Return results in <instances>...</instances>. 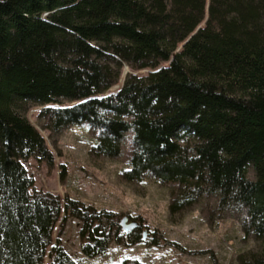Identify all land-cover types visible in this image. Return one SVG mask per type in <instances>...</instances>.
I'll return each instance as SVG.
<instances>
[{"label": "trees", "instance_id": "1", "mask_svg": "<svg viewBox=\"0 0 264 264\" xmlns=\"http://www.w3.org/2000/svg\"><path fill=\"white\" fill-rule=\"evenodd\" d=\"M31 106L53 134L97 131L110 160L132 133L123 177L170 186L171 217L246 210L255 246L238 262L264 264V0H0V264H45L49 248V264H79L53 244L63 211L86 258L140 242L112 212L34 190L24 163L54 157Z\"/></svg>", "mask_w": 264, "mask_h": 264}, {"label": "rangeland", "instance_id": "2", "mask_svg": "<svg viewBox=\"0 0 264 264\" xmlns=\"http://www.w3.org/2000/svg\"><path fill=\"white\" fill-rule=\"evenodd\" d=\"M128 72L127 69L123 72L119 85L111 92L121 88ZM146 73L148 71L137 74ZM42 111L43 107L31 106L25 112L54 157L51 165L34 159L24 163L34 179V190L112 212L120 224L126 216L137 218L147 232L145 239L143 231L139 232L141 241L137 243L112 240L106 255L89 259L81 252L80 222L65 219L63 211L53 232V244L60 242L77 263L115 264L138 260L143 264H239V255L255 246L253 239L244 235L246 210L221 213L218 208H211V201L171 217L170 186L148 177L137 183L125 181L123 175L129 169L132 154V133L127 135L120 157L110 160L95 154L97 131L85 125L53 134L46 128L47 120L41 117ZM153 239L170 245H149ZM49 251L50 248L45 264L50 262Z\"/></svg>", "mask_w": 264, "mask_h": 264}, {"label": "flooded vegetation", "instance_id": "3", "mask_svg": "<svg viewBox=\"0 0 264 264\" xmlns=\"http://www.w3.org/2000/svg\"><path fill=\"white\" fill-rule=\"evenodd\" d=\"M126 217L128 218V220H127V222H126V226H127V227H128L132 222H135V221H138V222L140 223V225H139L137 228H135V229H133V230H130V231H128V232H125V231H124V233H126V234L128 235V234L131 233L132 231H138V232L143 231V239H145L147 232L144 230L145 227H144V225L141 223V221H140L139 219H137V218H131V217H129V216H126ZM124 218H125V217H124Z\"/></svg>", "mask_w": 264, "mask_h": 264}, {"label": "water", "instance_id": "4", "mask_svg": "<svg viewBox=\"0 0 264 264\" xmlns=\"http://www.w3.org/2000/svg\"><path fill=\"white\" fill-rule=\"evenodd\" d=\"M127 220H128V218L125 217V218H123V220L121 221V226H122V228H123V230H124L125 232H128V231H130V230H133V229L137 228V227L140 225V223H139L138 221H135V222H132V223L127 227V226H126V222H127Z\"/></svg>", "mask_w": 264, "mask_h": 264}]
</instances>
